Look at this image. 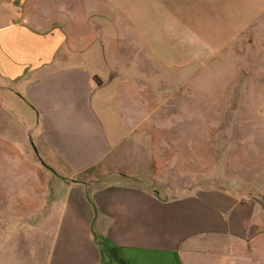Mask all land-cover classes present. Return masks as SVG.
<instances>
[{"label":"rangeland","instance_id":"obj_1","mask_svg":"<svg viewBox=\"0 0 264 264\" xmlns=\"http://www.w3.org/2000/svg\"><path fill=\"white\" fill-rule=\"evenodd\" d=\"M25 1L35 5L34 23L21 17L25 28L34 29L42 44L61 39L63 45L50 56L54 60L42 62L35 80L58 81L72 69L79 80L85 64L93 76H106V70L111 76L120 67L122 76L109 89L130 97L126 105L111 100L119 108L115 125L126 142L142 135V153H136L143 154L141 174L159 173L142 183L168 195L180 194L183 181L190 187L215 184L264 202V0ZM2 73L0 203L4 193L32 191V180L24 183L22 169L12 162L19 156L43 162L44 155L37 147L38 117L21 102L28 99L30 75L22 80ZM99 101L94 107L102 116L115 109L110 99ZM105 171L92 175L113 179L124 172ZM56 179L52 187L62 190ZM1 213L0 207V225ZM51 238L40 232L35 245L27 236L19 244L0 239V264H47ZM242 251L244 264H264V233L248 239Z\"/></svg>","mask_w":264,"mask_h":264},{"label":"crops","instance_id":"obj_2","mask_svg":"<svg viewBox=\"0 0 264 264\" xmlns=\"http://www.w3.org/2000/svg\"><path fill=\"white\" fill-rule=\"evenodd\" d=\"M34 6L0 0V70L7 78L30 75L28 99L21 102L38 117L37 147L44 151L43 162L22 156L12 162L22 169L24 183L32 180V191L2 195L1 241L19 244L27 236L35 245L40 232L50 233L47 264H244L243 245L264 233V202L215 184L190 187L183 181L180 194L168 195L142 183L159 173L141 174L143 154L136 153H142V135L126 142L115 125L119 108L111 100L128 103L127 96L109 89L122 76L120 67L111 76L107 70L106 76H93L85 64L79 80H73V69L65 75L68 81L35 80L42 62L52 61L63 45L61 39L42 44L34 29L25 28L21 17L34 23ZM94 99H110L115 109L102 116ZM123 119L130 122V112ZM111 168L124 172L113 179L92 175ZM56 178L64 190L52 187ZM49 188L53 193L46 194ZM5 213L14 217L10 223Z\"/></svg>","mask_w":264,"mask_h":264}]
</instances>
